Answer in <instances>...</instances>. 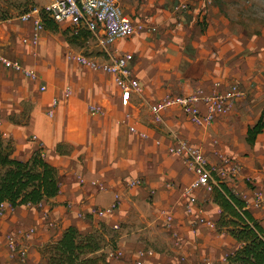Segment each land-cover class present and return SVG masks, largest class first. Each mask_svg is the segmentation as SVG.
I'll return each instance as SVG.
<instances>
[{
    "label": "crops",
    "instance_id": "0c3cea01",
    "mask_svg": "<svg viewBox=\"0 0 264 264\" xmlns=\"http://www.w3.org/2000/svg\"><path fill=\"white\" fill-rule=\"evenodd\" d=\"M145 1L141 12L149 33L115 46L116 52L133 55L129 67L143 88L126 106L112 76L72 60L79 53L62 34L45 30L31 47L19 41L27 26L12 21L0 26L1 51L33 69L46 86L40 92L22 74L0 67V133L12 143L17 160L40 151L56 168L59 182L58 194L38 205H2L0 264H50L40 253L45 245L69 226L86 234L100 230V222L112 229L116 223L130 224L131 230L139 220L168 233L174 255L156 254L162 264H212L239 247L228 234L214 232L220 209L210 192L190 190L192 174L173 143L187 140L214 161L227 156V178L221 180L247 202L256 192L264 194V130L252 146L245 140L260 117L264 123V22L245 31L241 22L226 18L217 0ZM231 87L237 96L207 128L192 126L177 105L164 114L161 126L151 123L149 106L162 97L202 98ZM66 88L70 97L63 96ZM55 96L61 101L49 118L45 111ZM89 105L101 111L90 113ZM130 126L147 138L131 134ZM58 145L68 152L59 154ZM233 166L239 167L236 177L229 176ZM116 195L113 213L91 214L107 209ZM191 196L196 203L190 208ZM247 210L264 229L263 211ZM131 235H121L118 253H132L135 263L149 264L153 254L127 239ZM9 237L26 250L24 260L10 253Z\"/></svg>",
    "mask_w": 264,
    "mask_h": 264
},
{
    "label": "built area",
    "instance_id": "2783aa9c",
    "mask_svg": "<svg viewBox=\"0 0 264 264\" xmlns=\"http://www.w3.org/2000/svg\"><path fill=\"white\" fill-rule=\"evenodd\" d=\"M10 21H16L28 27L27 34L21 38V43L31 47L37 45L41 34L45 31L44 21H49L58 27L66 26L70 34H77L81 31L87 32L90 35L89 39L95 41L102 57L94 59L79 53L73 55L72 60L77 65L91 70H101L103 73L112 76L123 106L128 104L131 96L142 95L143 88L139 78L129 67V64L133 61V55L126 52H116V48L113 47L115 43L121 40L132 38L140 29L139 24L124 13L117 0H53L46 5H33L22 11L16 18L9 19L6 22ZM0 67L22 74L32 83L37 84L40 92L46 91V86L39 83V75L33 69L23 66L20 60L10 59L0 52ZM62 93L64 97H70L72 94L69 88H66ZM236 96L237 88L231 87L222 93L212 92V94L202 98L197 94L177 98L162 97L149 106L151 123L155 126H161L164 122V114L177 105L185 119L192 126L207 128L217 116L227 110L230 101ZM60 101L61 98L58 96L51 99L45 111L49 118H53ZM88 110L90 113H99L101 108L89 105ZM128 130L131 134H136L141 140L147 138L144 132H138L135 127L130 126ZM173 145L175 153L182 158L192 174L193 181L190 190L202 189L207 193H211L213 186L217 185V181L222 182L220 175L223 176L224 171L210 165L198 147L180 138H175ZM224 161L225 164H228L227 160ZM238 170L239 167L233 166L229 171V176L235 175ZM130 183L132 185L134 182ZM242 200L245 202L247 209L253 208L264 213L263 193L256 192L252 202ZM195 203V197L191 196L189 207L191 208V205ZM117 206L118 196L116 195L114 202L107 209L93 210L91 214L94 217L102 218L107 213H113ZM190 208L187 211H190ZM1 214L2 206L0 208ZM113 229H119V225L116 223ZM7 246L12 256L24 260L26 250L18 242L9 237ZM136 264L140 263L137 262ZM203 264L211 263L206 262Z\"/></svg>",
    "mask_w": 264,
    "mask_h": 264
},
{
    "label": "trees",
    "instance_id": "16d2710c",
    "mask_svg": "<svg viewBox=\"0 0 264 264\" xmlns=\"http://www.w3.org/2000/svg\"><path fill=\"white\" fill-rule=\"evenodd\" d=\"M44 28L50 32H59V27L44 21ZM68 35L67 41L77 44L81 36L89 34L81 31ZM264 130L260 117L246 131V142L252 146L258 135ZM59 154H66L61 145L56 148ZM217 180V179H216ZM59 192L57 170L36 151L25 160L13 157V145L5 141L0 133V208L8 204L11 209L38 205L42 201L54 198ZM211 200L220 209L215 223L218 231L228 234L239 247L225 258V264H264V229L247 210L245 202L235 195L225 183L217 181L210 193ZM101 237L96 232L82 234L74 226L67 227L60 238L45 245L40 253L50 264H109L100 254Z\"/></svg>",
    "mask_w": 264,
    "mask_h": 264
},
{
    "label": "rangeland",
    "instance_id": "374dc122",
    "mask_svg": "<svg viewBox=\"0 0 264 264\" xmlns=\"http://www.w3.org/2000/svg\"><path fill=\"white\" fill-rule=\"evenodd\" d=\"M53 0H0V26L8 25L6 22L9 19L16 18L22 11L25 9L36 5L42 6L46 5ZM121 9L124 11L126 15H128L133 21L139 24L140 29L137 33H144L148 34L150 27L149 24L146 23V16L145 13L141 12L147 4L145 0H117ZM218 5L220 6L222 12L225 14L226 18L234 21L241 22L245 31H252L254 27L260 23L264 22V0H217ZM18 22L12 21V24L17 25ZM204 19L200 23V25H204ZM64 30H67L66 26L59 27V32L54 33L55 35L59 36L62 34ZM63 35V34H62ZM66 40L68 35H63ZM90 36V35H89ZM21 42V38L19 39ZM128 41V39L121 40L117 43H124ZM115 43L113 47L117 45ZM122 46V44H121ZM120 46V48H121ZM125 49L128 50V45L123 46ZM73 48L77 53H82L85 56H89L94 59L101 58V54L99 53V49L96 47L95 41L93 39H87L85 36H81L78 40L77 44H73ZM130 48V47H129ZM2 46L0 48V52L9 57L10 59L12 56L4 53L1 51ZM125 52V51H124ZM20 60V59H18ZM21 61V60H20ZM152 126V125H151ZM155 126V125H154ZM191 144V143H190ZM195 144V143H194ZM202 151V150H201ZM203 152V151H202ZM203 154L205 155L206 159L208 160L209 164L212 166H216L217 168H221L224 171L225 161L227 156L225 155H217L218 159L216 161L212 160L206 152ZM231 161V160H230ZM238 172L233 175L232 177H236ZM225 181L226 177L220 175ZM248 182V181H247ZM224 183V182H223ZM249 184V182L247 183ZM99 224V229L96 231V234L101 237V250L97 255H104L106 261L109 264H136L135 261H132V253H124V255L120 256L118 250L121 249V240L119 239L121 235L124 234H132L135 235L129 236L127 239H132V243L140 245L148 252L151 257V261L149 264H162V261H158V257L155 256L156 254L160 255H174V252L170 248V236L168 233L160 229L155 225L146 226L145 223H141L139 220L136 221L135 225H131V230H127V224L121 223L119 225V229L114 230L112 228L101 227L102 223ZM145 227V228H144ZM214 232L217 234L225 233L223 231H218L216 226H214ZM146 229V230H145ZM128 243V242H127ZM219 246V243L212 244ZM125 248V246H124ZM214 249V248H213ZM130 254V255H129ZM133 255V254H132ZM155 256V258H153ZM116 258V259H115ZM156 259V260H155ZM225 261V260H224ZM224 261L221 262H214L212 264H225Z\"/></svg>",
    "mask_w": 264,
    "mask_h": 264
}]
</instances>
